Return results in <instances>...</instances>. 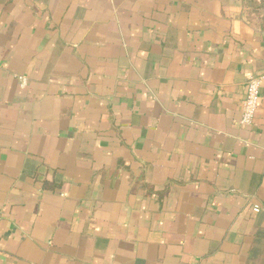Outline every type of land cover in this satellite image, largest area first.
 Listing matches in <instances>:
<instances>
[{
    "label": "crops",
    "instance_id": "crops-1",
    "mask_svg": "<svg viewBox=\"0 0 264 264\" xmlns=\"http://www.w3.org/2000/svg\"><path fill=\"white\" fill-rule=\"evenodd\" d=\"M263 71L264 0H0V264H264Z\"/></svg>",
    "mask_w": 264,
    "mask_h": 264
},
{
    "label": "built area",
    "instance_id": "built-area-1",
    "mask_svg": "<svg viewBox=\"0 0 264 264\" xmlns=\"http://www.w3.org/2000/svg\"><path fill=\"white\" fill-rule=\"evenodd\" d=\"M263 82L264 71L259 74L248 76L246 79L245 96L242 102V114L240 119L242 125H250L253 122ZM254 210H257L256 206Z\"/></svg>",
    "mask_w": 264,
    "mask_h": 264
}]
</instances>
